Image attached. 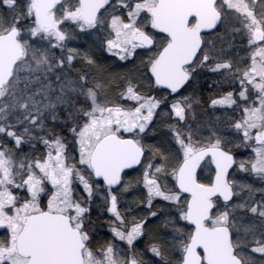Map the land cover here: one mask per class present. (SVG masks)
Returning a JSON list of instances; mask_svg holds the SVG:
<instances>
[{
    "label": "snow or ice",
    "instance_id": "1",
    "mask_svg": "<svg viewBox=\"0 0 264 264\" xmlns=\"http://www.w3.org/2000/svg\"><path fill=\"white\" fill-rule=\"evenodd\" d=\"M0 264H264V0H0Z\"/></svg>",
    "mask_w": 264,
    "mask_h": 264
},
{
    "label": "trees",
    "instance_id": "2",
    "mask_svg": "<svg viewBox=\"0 0 264 264\" xmlns=\"http://www.w3.org/2000/svg\"><path fill=\"white\" fill-rule=\"evenodd\" d=\"M237 52L239 55L243 56L244 55V51H243V47L240 44V42H237ZM95 55L97 57L100 58L101 61L104 62V65L107 67H110L111 69H114L115 72H126L129 69L125 68L123 66H121L123 64V62H116L114 58L110 57L109 55H107L106 53L104 54L103 52H99L97 51L95 53ZM80 64V62H79ZM81 67V65H80ZM223 89H218V91H222ZM154 94V93H153ZM167 131L166 128H160L157 130V134L154 137H149V142L152 143H156L159 142L160 140L164 139V134ZM131 179V178H129ZM140 191L139 188H133L132 190H130L127 193H123V195L126 197L127 200L131 201L132 199L136 198V194ZM139 210V209H138ZM97 225H98V232L100 235V239L101 240H108V235L105 233L107 231H105V225L107 226L108 224L102 222V221H97ZM137 246H139V251L141 252H147L148 250V241L145 240L143 237H141L139 240H137L133 247L136 248ZM148 256H151V253H148ZM158 259V258H157Z\"/></svg>",
    "mask_w": 264,
    "mask_h": 264
},
{
    "label": "rangeland",
    "instance_id": "3",
    "mask_svg": "<svg viewBox=\"0 0 264 264\" xmlns=\"http://www.w3.org/2000/svg\"><path fill=\"white\" fill-rule=\"evenodd\" d=\"M83 43H84L83 40H78V41L74 42V44H76V45H83ZM80 65L82 66L83 64L80 63ZM233 151H234V153L236 155L237 160L249 159L251 157V155H252L250 150L242 148V147L241 148H234ZM235 178L240 183H253V180H254L253 177L248 176V174L241 173V172H237ZM255 186H257V187L259 186V182L258 181L256 182ZM124 245H125L124 243L120 244V245L118 244V246H123V247L127 248V246L126 245L124 246Z\"/></svg>",
    "mask_w": 264,
    "mask_h": 264
},
{
    "label": "flooded vegetation",
    "instance_id": "4",
    "mask_svg": "<svg viewBox=\"0 0 264 264\" xmlns=\"http://www.w3.org/2000/svg\"><path fill=\"white\" fill-rule=\"evenodd\" d=\"M238 42V41H237ZM105 54V52H103ZM76 63L79 64V61H77ZM81 68H84V65L81 66ZM216 93L214 92H209L208 90H205L204 93H203V96L201 97V105H200V108H199V111H200V116L205 118V119H212L213 117L211 115H209V109H208V106L206 104L203 103V100L208 97L209 95H215ZM216 115H219V113H216ZM235 154V153H234ZM105 219H107V216L105 215ZM107 224V223H106ZM105 232L107 235H108V239H109V242H112L116 245H120V244H123L124 242H121L119 240H116L112 233L109 231V225H105ZM125 246V245H124Z\"/></svg>",
    "mask_w": 264,
    "mask_h": 264
}]
</instances>
